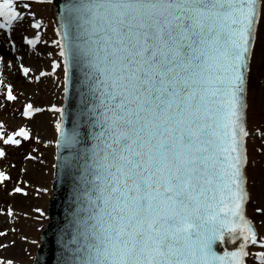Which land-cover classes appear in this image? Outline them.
<instances>
[{"label":"snow or ice","instance_id":"snow-or-ice-1","mask_svg":"<svg viewBox=\"0 0 264 264\" xmlns=\"http://www.w3.org/2000/svg\"><path fill=\"white\" fill-rule=\"evenodd\" d=\"M0 18L9 31L26 19L14 0H0ZM61 20L65 95L83 78L71 128L53 109L56 147L77 197L79 184L91 188L78 235L65 243L62 230L57 240L56 264H248L250 245L264 264V237L245 211L249 95L264 96V0H71ZM6 99H16L11 86ZM86 124L101 129L90 150ZM20 138L30 139L24 127L0 135L5 145ZM255 211L264 219V205ZM226 236L239 243L217 255L211 245Z\"/></svg>","mask_w":264,"mask_h":264},{"label":"rangeland","instance_id":"rangeland-1","mask_svg":"<svg viewBox=\"0 0 264 264\" xmlns=\"http://www.w3.org/2000/svg\"><path fill=\"white\" fill-rule=\"evenodd\" d=\"M25 5H28L27 16L18 30L27 31L28 35L35 36L36 39L39 37L38 47L34 52L37 59L30 61V79L21 78L23 90L16 87V81L9 80L10 75L15 74V69L8 73L7 82L0 87V135L6 138L18 126L25 127L32 133L29 141L20 138V146L5 145L0 139V150L5 152L0 157V172L9 176V180L0 181V232L3 233L0 235V264H8L9 261L12 264H33L41 230L47 223L48 200L51 196L55 125L59 122V113L53 109L62 104L64 89L63 65L56 45L58 37L55 34L56 20L52 0L44 3L28 0ZM30 22H39L41 27L33 29ZM53 63L60 64L61 67L53 71ZM253 68L254 75L259 78L261 70L256 62ZM41 72L44 75L37 76ZM16 77L18 79V75ZM9 85L18 99H6L7 89L4 91L2 88H8ZM26 104L33 106L32 117L26 118L20 114L17 117L11 116L12 107L19 109L21 106L23 110ZM249 105L247 185L252 203L248 204L247 211L259 234L264 236V219L255 211V207L264 205V96L259 92L250 94ZM36 109L39 111H35ZM34 123L40 127V131H33ZM16 187H20L22 192H14ZM9 211L12 215L8 214ZM40 212L44 214L40 215ZM261 250L256 246L251 248L248 264H258L254 254Z\"/></svg>","mask_w":264,"mask_h":264},{"label":"water","instance_id":"water-1","mask_svg":"<svg viewBox=\"0 0 264 264\" xmlns=\"http://www.w3.org/2000/svg\"><path fill=\"white\" fill-rule=\"evenodd\" d=\"M69 3H71V0H55L59 20V32L63 31L61 28V18L64 14L65 7ZM82 78L83 77L79 73L75 74L72 78V82L69 84V94L67 96L65 95L64 104L62 106V108L65 110V128L72 127V119L78 110V106L80 104V95L77 89L79 87V81ZM96 96L98 97L99 93H97ZM93 103L97 105V111L94 113V116H98L99 111H101V109H99V99L97 98L93 100ZM93 123H95V121H93ZM81 131L84 133V139L86 141V144L83 147H86L90 150L96 143V141L93 139V135L100 132L101 129L98 125L93 128L92 124H86L84 128L81 129ZM66 155V152L57 149L56 167L53 182L54 195L51 198L49 205L50 223L42 232V245L39 247L37 252L35 264L38 258L40 260V264H56L57 255L60 251H62L57 243L59 236L62 234V230L64 242L69 243L73 236L78 235L77 228L79 221L83 218H86L89 214L87 212L88 198L86 193L91 188V185L87 183L79 184V195L77 197V194H75L72 190L70 182L64 178V171L60 166L63 157ZM83 163L84 161H81V164ZM79 242L82 243V240ZM238 243L239 241H237L236 245L232 244V242L226 236L223 243H221L219 240H216L212 243L211 248L212 251H214L217 255H222L225 250H235V247L238 245ZM69 246L73 248L76 247L75 244H70Z\"/></svg>","mask_w":264,"mask_h":264},{"label":"bare ground","instance_id":"bare-ground-1","mask_svg":"<svg viewBox=\"0 0 264 264\" xmlns=\"http://www.w3.org/2000/svg\"><path fill=\"white\" fill-rule=\"evenodd\" d=\"M15 2V1H14ZM25 3L24 2H19L18 5L16 6L17 7V10L21 12V14L23 16H27V8L24 7ZM4 55L6 54H3L1 51H0V86H3L6 82H7V77H6V70L10 71V65L9 63H7V60L6 58L4 57ZM13 66H16V64H14ZM10 81H16V87L20 90H23L24 89V83L21 81V79H17L16 75L13 74V75H10ZM16 95V93H15ZM16 98L18 99V95H16ZM20 113V110H12L11 111V116L12 117H17ZM34 127L35 128H32L33 131L34 130H37V131H40V127L34 123Z\"/></svg>","mask_w":264,"mask_h":264}]
</instances>
